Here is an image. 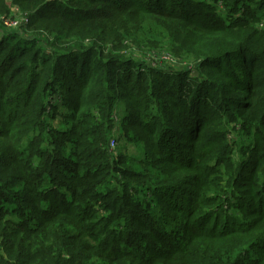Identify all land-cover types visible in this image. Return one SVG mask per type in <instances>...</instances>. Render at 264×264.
<instances>
[{
    "label": "trees",
    "instance_id": "trees-1",
    "mask_svg": "<svg viewBox=\"0 0 264 264\" xmlns=\"http://www.w3.org/2000/svg\"><path fill=\"white\" fill-rule=\"evenodd\" d=\"M262 9L0 0V264H264Z\"/></svg>",
    "mask_w": 264,
    "mask_h": 264
},
{
    "label": "rangeland",
    "instance_id": "rangeland-1",
    "mask_svg": "<svg viewBox=\"0 0 264 264\" xmlns=\"http://www.w3.org/2000/svg\"><path fill=\"white\" fill-rule=\"evenodd\" d=\"M199 2H203V1H206V0H198ZM216 12H220V14H222L221 12L222 11H225L226 9H224V7H223V3H222V1H218L217 3H216ZM263 11H262V20L260 21V23H259V27L260 28H262V30L264 29V9H262ZM14 12L15 13H17L18 14V9H17V7H14ZM20 13V12H19ZM19 15H21V14H19ZM258 23V22H257ZM2 35H3V29L0 27V37H2ZM117 120L118 121H120V119H119V109H121V105L119 104V102H118V104H117ZM57 127L59 128V127H61V126H59V125H57ZM117 129V128H116ZM120 129V128H119ZM116 131V130H115ZM131 135H135V133H138V131L137 130H132V131H130L129 132ZM117 134L118 133H116V132H114L113 133V137H114V139H115V143H116V145H115V150L114 151H119V149L118 148H120V147H122V149H124V153L126 154V155H131V156H133V157H137V156H140L141 155V153H142V151L140 150V144L139 143H136V142H132V143H130V144H126V142L125 141H123L125 138H122V140H118V138H117ZM125 137V136H124ZM242 142H244V144H248L250 141H251V137H250V135H246V136H242V140H241ZM236 151L237 150H234V153L232 154V155H234V157H238L237 156V154H236ZM249 168V167H248Z\"/></svg>",
    "mask_w": 264,
    "mask_h": 264
},
{
    "label": "built area",
    "instance_id": "built-area-1",
    "mask_svg": "<svg viewBox=\"0 0 264 264\" xmlns=\"http://www.w3.org/2000/svg\"><path fill=\"white\" fill-rule=\"evenodd\" d=\"M23 19L21 18V17H17L15 20H13V21H4V25L6 26V27H12V28H14V27H18V25H19V23L22 21ZM116 141H115V139H114V137L113 136H111V138H110V140H109V142H108V147H109V149H110V151H114L115 150V145H116V143H115Z\"/></svg>",
    "mask_w": 264,
    "mask_h": 264
},
{
    "label": "crops",
    "instance_id": "crops-1",
    "mask_svg": "<svg viewBox=\"0 0 264 264\" xmlns=\"http://www.w3.org/2000/svg\"><path fill=\"white\" fill-rule=\"evenodd\" d=\"M119 130V127H117V129H116V131L115 132H117Z\"/></svg>",
    "mask_w": 264,
    "mask_h": 264
}]
</instances>
